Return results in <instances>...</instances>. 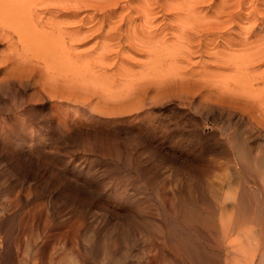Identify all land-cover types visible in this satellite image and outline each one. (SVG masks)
I'll return each instance as SVG.
<instances>
[{
    "label": "rangeland",
    "instance_id": "rangeland-1",
    "mask_svg": "<svg viewBox=\"0 0 264 264\" xmlns=\"http://www.w3.org/2000/svg\"><path fill=\"white\" fill-rule=\"evenodd\" d=\"M118 1L86 0L79 8L76 20L92 25L107 16L101 35L118 25L112 39L75 43L73 68L48 57L55 36L45 54L35 51L42 49L38 34L29 49L17 34L0 35V224L10 226L0 231V248L8 234L10 264H82L76 245L98 242L130 216L159 225L164 202L190 188L213 210L211 238L220 240L227 264L218 205L237 180L234 140L255 157L264 153V99L256 96L264 91L257 79L264 63L251 66L264 52V3ZM56 15L44 18L70 27ZM47 21L36 29H52ZM151 29V41L140 43ZM77 222L79 235L69 244L64 233ZM154 227L136 233L125 264L139 257L140 264H171L160 258L170 252L147 247L150 239L161 242ZM100 257L94 264H104Z\"/></svg>",
    "mask_w": 264,
    "mask_h": 264
},
{
    "label": "bare ground",
    "instance_id": "bare-ground-1",
    "mask_svg": "<svg viewBox=\"0 0 264 264\" xmlns=\"http://www.w3.org/2000/svg\"><path fill=\"white\" fill-rule=\"evenodd\" d=\"M85 1L0 0V35L10 38L11 35L17 34V43H25L27 49L32 46V42H35L34 39L39 37L43 39L41 45L42 49L40 50L35 46V51L40 53L43 52L45 54L47 52L43 50L50 45L51 42L47 41L48 37L55 36L57 39L53 41L54 47L51 46V48H54V53H52L53 55H48V57L54 58L55 62L59 65H66L67 67L73 68L75 61L71 59L72 55L70 56V54L73 53L71 52L72 49H76L75 43L81 41L83 37H93L94 35L104 41L106 38L112 39L113 33H117L116 27L118 24L112 26L111 30L106 31V34L101 35V29L103 28L102 22L104 21V17H107L106 15L97 21V23H94V20L91 21L94 25H92L90 21L84 22V19L76 20L79 8L83 6L82 4L85 3V7H87V5L89 6ZM118 2V0H114V6H117ZM243 2L244 0H238L237 5ZM251 2L252 3L249 5L253 4V6H255V4H257L260 6L264 3V0H251ZM98 10H104V12L107 11L109 14H112L111 11L104 7L98 8ZM49 13H56L57 15L54 18L57 16H66V18H69L70 20L68 23L70 27H61L57 21H54L55 23L52 24L51 19L53 18H51V16L53 14L49 17L51 19L44 18V15ZM247 19L249 20V24H254L251 23L250 18ZM45 20H50L49 25H51L50 28L52 29L47 30L48 28H46L42 32L38 31L36 29L38 25L41 26L43 24L48 26L43 22ZM255 22H257V20H255ZM89 23L91 26L89 25L85 32H82V30H84L83 25ZM110 25L112 24H108V26ZM28 30L31 33H29ZM19 31H27V33L18 34ZM152 33L156 34V30L149 31L146 34L149 37L145 35L141 36L142 39H140L139 42H150L152 39ZM35 34H38V37ZM65 38L68 39L69 47H66L63 43V39ZM263 53L260 56L259 54L257 57L256 55L254 56L256 58L253 60L254 62L251 63L252 67L259 66V63H264ZM48 57L46 56L47 60ZM103 60L104 59L100 61ZM105 60L107 59L105 58ZM257 79L264 81L263 77ZM256 96L259 99H264V91H262V93L259 92ZM233 148L234 150L231 151V158L234 162V170L237 180L235 184H233V187L227 189V193H229L228 196L227 194H224L227 198L229 197V200L227 199L229 204L225 201L226 198L223 197V195L221 197L225 199L219 205L217 204L219 208L218 213L222 219H220L221 221L219 225L217 224V228L221 231L222 243L225 241L229 246L226 247L229 250L228 259L230 258L227 264H264V153L259 157H255L252 154V149L247 143L237 140H234ZM249 184H252V187L249 186ZM72 198H67V201L77 204L75 202L78 201ZM199 198L200 196L197 197L196 195H193L191 189L188 188L184 197L178 194L172 195L170 200L164 202L162 206L163 208L160 209L162 220L158 222L159 225L156 223L154 225V223L147 218L137 220L130 216L127 220L125 219L124 224H120L121 226H119L118 229L116 228L115 230L112 227L109 230L107 229V232L99 237L98 242L92 243V241H88L87 244H89V246H85L83 249H79V247L76 249V245L73 248V251L82 264H94V260H96V256L99 254H101L100 258L103 259L104 264H125V260L128 257H131L130 249L134 244L133 237L136 233L147 232L155 226L154 229L160 234V237L157 238L158 240H161V242L157 243V240L150 239L152 243L147 242L149 243L147 247H153L154 249L156 247L161 253H171L168 256L159 255L161 259L169 260V263L171 262V264H222V257L219 249V247H221L220 240H217L218 238L216 239L214 237L216 240L214 239L213 241L211 238L212 235H216L217 231L213 217V210L208 205L205 208L202 207V205L198 203ZM225 202L227 204H225ZM75 207L76 209L79 208L77 206ZM77 213L78 215L80 214L79 211ZM78 215L77 217L80 216ZM77 224L78 222L76 224H71V226H69V231L64 233L69 244H72L77 235H79ZM9 227L4 223L0 224L1 233L5 231L8 233ZM2 228L5 229V231H2ZM251 228H254L255 231L250 237L247 235L248 233L250 234ZM90 232H92V230ZM5 235L8 239L4 236L6 246L0 248V264H10V261L13 259V256L10 253L11 249L9 250L10 239L8 234ZM232 237L233 239L230 240ZM207 240H210L211 244L213 242V246ZM128 247H130V249H128ZM139 260L140 257L136 259V264H140Z\"/></svg>",
    "mask_w": 264,
    "mask_h": 264
}]
</instances>
